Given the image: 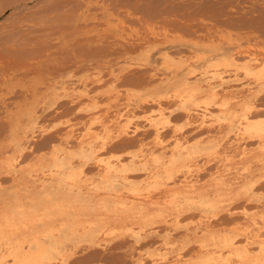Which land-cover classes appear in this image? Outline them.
Returning a JSON list of instances; mask_svg holds the SVG:
<instances>
[{"label": "rangeland", "instance_id": "obj_1", "mask_svg": "<svg viewBox=\"0 0 264 264\" xmlns=\"http://www.w3.org/2000/svg\"><path fill=\"white\" fill-rule=\"evenodd\" d=\"M250 55L264 74V0H0V235L18 228L14 240L28 246L33 233L60 234L44 174L59 175L57 155L80 166L92 141L82 186L97 184L109 160L128 183L122 205L80 212L72 202L69 222H94L96 242L78 226L52 264H206L264 241V81L243 67ZM188 71L225 82L196 98L180 92L195 79ZM158 169L173 177L148 188ZM165 186L180 207L147 202L166 201ZM0 245V264H13Z\"/></svg>", "mask_w": 264, "mask_h": 264}, {"label": "bare ground", "instance_id": "obj_2", "mask_svg": "<svg viewBox=\"0 0 264 264\" xmlns=\"http://www.w3.org/2000/svg\"><path fill=\"white\" fill-rule=\"evenodd\" d=\"M168 22V21H167ZM176 22V21H175ZM152 24V23H151ZM170 24V23H169ZM173 25V24H172ZM177 25V24H176ZM178 26V25H177ZM191 26V25H190ZM176 27V26H175ZM179 27V26H178ZM190 28V27H189ZM182 29V28H181ZM188 30V29H187ZM93 37V36H92ZM202 37V36H201ZM85 39V37H84ZM20 52V51H19ZM255 55V54H253ZM250 55L249 59L246 60V64H243V67L245 65V68L247 70V72L250 75H253L254 77L260 79L261 81H264V74L261 73L262 72V62L260 61L261 59H259V56H253ZM245 56V55H244ZM236 57V56H235ZM234 57V58H235ZM237 64V63H236ZM239 67H241L239 64H237ZM204 73H208V72H204ZM204 73L202 75H204ZM188 75H192L194 74L193 71H188L187 72ZM223 74V73H222ZM221 73H216L214 72L212 75H210V77L208 76H197L195 75L193 79L192 76L188 77L189 79L192 77L193 81H190L187 77H185V79L182 81V90H180V92H184L185 90L187 92H189V94L193 97L198 98L199 96L201 97L200 94L203 95V93L208 92L209 93V88L211 87L212 89H215L217 85H220L221 83L225 82V78L224 75H222ZM208 79L215 81V82H219L218 84H212V82L208 81ZM66 89V87L64 88ZM180 89V88H178ZM210 90V91H211ZM220 90V88H219ZM218 91V89H217ZM252 91V90H251ZM250 92V91H249ZM233 92H231L232 94ZM217 94V92H216ZM224 94V93H223ZM238 93H235V96ZM247 94V92H246ZM233 95V94H232ZM234 96V95H233ZM241 97V96H240ZM244 97V96H243ZM246 97V95H245ZM244 97V98H245ZM245 100V99H244ZM247 100V99H246ZM255 101V100H254ZM251 103V102H250ZM209 109V107H208ZM204 111V110H203ZM262 111V110H261ZM165 113V112H164ZM181 113V112H180ZM187 113V112H186ZM189 113V112H188ZM209 113V112H207ZM251 113V112H250ZM163 114V113H162ZM187 115V114H186ZM190 115V114H189ZM203 115V114H201ZM216 118V117H215ZM203 119V118H202ZM201 119V120H202ZM209 119V118H208ZM208 119H206L207 121H209ZM243 119V118H242ZM200 120V119H199ZM198 120V121H199ZM211 120H215V119H211ZM205 121V120H204ZM245 121V120H244ZM190 122V121H189ZM202 122V121H200ZM159 125L161 124L160 122L158 123ZM202 124V123H201ZM223 124V123H222ZM206 125V124H205ZM213 125V124H212ZM212 125L211 128L213 127ZM227 125V124H226ZM208 126V125H207ZM1 127V126H0ZM162 127V126H161ZM195 127V126H194ZM200 127V126H199ZM209 127V126H208ZM160 128V127H159ZM203 128V127H202ZM214 128V127H213ZM207 130V129H206ZM215 130V128L213 129ZM211 130V131H213ZM210 131L209 129L207 130V132ZM219 131V130H218ZM223 131V130H222ZM122 132V131H121ZM196 133V132H195ZM210 133V132H209ZM223 133V132H222ZM221 133V134H222ZM2 134V133H1ZM105 134V133H104ZM194 135V134H193ZM214 135V133H212V136ZM217 135V134H216ZM182 136V135H181ZM210 136V135H209ZM208 136V137H209ZM211 136V137H212ZM215 136V135H214ZM213 136V137H214ZM135 137V136H134ZM216 137V136H215ZM136 138V137H135ZM138 139V138H137ZM209 139V138H208ZM245 139V137H244ZM234 140V139H233ZM236 140V139H235ZM240 140V139H239ZM136 142V141H135ZM188 142V141H187ZM22 144V143H21ZM20 144V145H21ZM117 144V143H116ZM124 144V143H123ZM127 145V144H126ZM239 145V143H238ZM242 145V144H241ZM240 145V147H241ZM123 147V146H122ZM247 147V146H246ZM246 147H244L243 149H247ZM82 151L83 149H85V147L81 146ZM236 148V147H235ZM239 147H237L238 149ZM118 149V148H117ZM57 150L62 151V148L57 147ZM55 149V151H57ZM87 152L84 156V160L82 162V164L78 167H75L71 162H67L64 159L59 160L60 157H58V155L56 156V159H58V164L61 165L59 166V170L60 172H58L57 174H59L58 176L55 175V172H50V174H44L45 179L42 180V186L45 187V193L46 195L44 196L45 198H47L49 200V203L52 205H56L59 206L56 210L57 213L59 215V217H57V221H60V228L56 229L57 231L60 232L59 235L55 236L56 234H47L46 235V239H43V236H38L39 234H32L31 237H29L28 239V246H26L27 244H25L24 246V242H22L21 240H14L13 234H15V230L17 229H13L14 233L12 232V230L9 231H3L5 233L1 234L0 237L2 238V241H7V244L9 245V249H12L9 253V256H12V258L14 259L13 264H52L53 261L56 258L57 253L61 250V248L63 247L64 244L70 241H72L73 239H75V241H77L79 235L82 236V231L80 229V231L76 230L77 227H81L79 225V223H82L81 220L80 222L78 221L76 228L73 227V225L75 224L73 221H75L77 218H75V220H72V222L70 223L69 220H71V218L69 219L68 216H70V210L73 207H76L77 205H82L79 207V210L81 212V207L84 209V207L87 206V208H89L88 205L90 206H94V205H100L104 208H111L112 210L117 211L118 208L117 206H113V204H121L122 205V201L119 196V193L121 192V190L123 188H126L128 186V183L125 181L124 177L118 176L117 174H115L114 172H112V169H114L116 166L113 164H111L108 161L105 160H101V161H105L106 166H107V172L105 173L104 177H101V179L98 181L97 184H93L94 181H92L91 183V188H83L84 186H82V182H87L88 179H82L80 176V173L83 170L84 165L93 158V153L95 151L94 145L92 144V141L89 142V146L86 149ZM241 150V149H239ZM246 151V150H245ZM54 154V153H53ZM58 154V153H57ZM255 154V153H254ZM54 156V157H55ZM137 156L133 155L132 156V163H135ZM105 159V158H104ZM211 159L209 158L208 161H210ZM205 163V162H204ZM201 164V163H200ZM209 164V163H208ZM207 164V165H208ZM205 165V167L207 166ZM216 166V165H215ZM13 167V166H12ZM11 167V168H12ZM202 167V166H201ZM212 167V166H211ZM15 167H13L14 169ZM217 168V167H216ZM70 172L65 173L66 170H69ZM81 169V170H80ZM144 169L148 170L147 166L144 167ZM16 169H14L15 171ZM79 170V171H78ZM151 171V170H150ZM165 171V172H164ZM157 170L154 172H150L146 179H145V184L148 186V188L152 187L153 185H166L167 184V180L171 179L173 177L172 171L170 170ZM213 172V171H212ZM167 173V176H166ZM50 175L49 179L46 180V177ZM175 177V176H174ZM67 179L70 180V182H67ZM93 179V178H91ZM37 179H34V181H36ZM97 185V186H94ZM142 186V184L140 185V187ZM165 186V187H166ZM106 187V189L108 188V190H113L115 191V195L113 194H108L105 196L102 195L101 193H99L98 189ZM52 191H50L49 189H52ZM136 188L135 186L133 188L129 187V189H134ZM165 190V188H164ZM192 190V189H191ZM178 191V190H177ZM176 190H173L172 186L166 187L165 190V196H167V200L165 201V199H162L163 201H161V199H155V200H148L147 199L145 201L149 202L150 204H153L154 206H156V210H159V208L161 209V205L162 203H166L163 204L165 205H174V207H180L181 204V199L179 194L177 193ZM189 191V189H188ZM111 192V191H109ZM182 192V191H181ZM98 195H97V194ZM112 193V192H111ZM128 193V192H127ZM145 194H149L147 192H144ZM137 194V193H136ZM135 194V195H136ZM161 194V193H160ZM134 195V196H135ZM142 195V194H141ZM144 195V194H143ZM153 195V194H152ZM149 196V195H148ZM147 197V196H145ZM143 197V198H145ZM151 197V195H150ZM196 197V196H195ZM193 198V197H192ZM46 199V200H47ZM154 199V198H153ZM189 198H187L186 200L188 201ZM184 200V199H183ZM182 200V201H183ZM202 202L205 201L204 199H200ZM137 201V199H136ZM190 201V200H189ZM72 202H74L73 204L77 203V205L73 206L72 208L70 207V205L72 204ZM143 202V201H142ZM186 202V201H185ZM69 203V204H67ZM80 203V204H79ZM135 203V202H134ZM84 204H87L86 206H84ZM144 205V203H142ZM190 204V203H189ZM70 208H68V206ZM97 205V206H98ZM137 205V204H136ZM147 206L146 204L143 206L145 207ZM186 206V205H185ZM191 206V205H190ZM95 207V206H94ZM101 207V208H102ZM173 207V206H172ZM68 208V209H67ZM127 208V207H126ZM148 208V206H147ZM91 209V208H90ZM74 210H77L76 208ZM77 210V211H79ZM89 210V209H88ZM87 210V211H88ZM92 210V209H91ZM150 207H149V211H150ZM70 211V212H68ZM145 211V210H144ZM148 211V210H147ZM175 211V210H174ZM178 211V210H177ZM74 212V211H73ZM143 212V211H142ZM176 212V211H175ZM86 213V212H85ZM83 213V214H85ZM88 213V212H87ZM144 213V212H143ZM147 213V212H146ZM74 214V213H73ZM76 214V213H75ZM81 214V213H79ZM191 214V213H190ZM226 214V213H224ZM78 216V215H77ZM52 219L55 220L54 217H52V215L49 216ZM74 217V215H73ZM79 217V216H78ZM93 219V218H92ZM55 220V221H56ZM80 220V218L78 219ZM91 220V219H90ZM89 220V221H90ZM227 220H229V218H227ZM69 222V223H68ZM88 222V221H87ZM46 223V222H45ZM90 223V222H89ZM259 223V221H258ZM24 224V223H22ZM48 224V223H46ZM54 224V223H53ZM95 223L92 222L90 223V225L88 226H84V228H82V230H84L85 228L88 227V231L86 233H84L83 235H85L84 237L88 238L89 241H95L94 240V235L92 232V228L95 226ZM229 224V223H228ZM7 225H14V223H9ZM50 225V224H49ZM76 225V224H75ZM264 225V224H263ZM53 226V225H52ZM48 227V226H47ZM51 227V225H50ZM49 227V228H50ZM54 227V226H53ZM263 227V226H262ZM30 228V227H29ZM33 228V227H31ZM40 228V227H39ZM46 227H44L43 229H45ZM56 228V227H55ZM243 228V227H242ZM260 228V227H259ZM4 229V228H3ZM9 229V228H8ZM25 230H27V228H24ZM33 229L37 230L36 227H34ZM41 229V228H40ZM39 229V230H40ZM42 229V230H43ZM52 229V227L50 228ZM90 229V230H89ZM246 229V228H245ZM20 230V229H19ZM29 230V229H28ZM27 230V232H28ZM42 230H41V234H42ZM46 230V229H45ZM249 230V229H248ZM48 232V229L46 230ZM246 232H248L246 230ZM29 233V232H28ZM28 233L26 235H28ZM45 233V231H44ZM20 235L18 232L16 233V237H19L18 235ZM137 235L135 236V239L137 242H140L143 240V236L140 235V233H136ZM243 234V233H242ZM252 234V233H251ZM258 234V233H257ZM255 234V235H257ZM241 235V234H240ZM245 235V234H244ZM254 235V236H255ZM29 236V235H28ZM27 236V237H28ZM78 236V237H77ZM249 236V235H248ZM23 237V235H22ZM26 237V238H27ZM260 237V235L258 236ZM25 238V239H26ZM246 238V237H245ZM244 238V239H245ZM253 238V237H252ZM250 239V238H249ZM248 239V240H249ZM262 239V238H261ZM246 240V239H245ZM256 240H260V238L258 239L256 237ZM247 241V240H246ZM255 240H253L254 243ZM96 242V241H95ZM93 242V243H95ZM229 242V241H228ZM234 242V241H233ZM244 241H241V243ZM237 243V242H236ZM240 243V244H241ZM248 243V242H247ZM247 243L243 244L241 248H234L229 250L230 252L226 255L221 254L219 256L220 259H215L213 256H209L208 259L205 261L206 264H211V261H216L214 264H264V241H260L258 243L257 246H255L254 248L252 245H248ZM252 243V242H251ZM250 243V244H251ZM2 244V243H1ZM227 244H231L230 242ZM238 247V246H237ZM1 248V245H0ZM62 251V250H61ZM86 255V254H85ZM101 255V254H100ZM5 256V257H4ZM103 257V256H102ZM6 258V255H3L0 253V261L2 262L4 259ZM94 258V257H93ZM118 260V258H116ZM113 262V261H112ZM117 262V261H116Z\"/></svg>", "mask_w": 264, "mask_h": 264}]
</instances>
